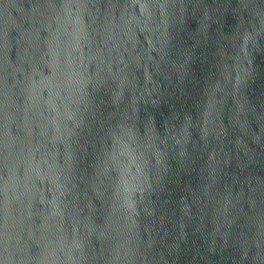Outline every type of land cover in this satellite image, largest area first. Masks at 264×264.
Instances as JSON below:
<instances>
[{"label":"water","instance_id":"95a60500","mask_svg":"<svg viewBox=\"0 0 264 264\" xmlns=\"http://www.w3.org/2000/svg\"><path fill=\"white\" fill-rule=\"evenodd\" d=\"M0 264H264V0H0Z\"/></svg>","mask_w":264,"mask_h":264}]
</instances>
